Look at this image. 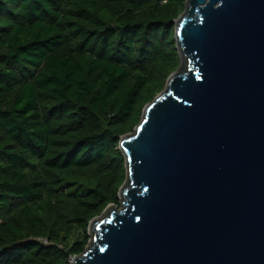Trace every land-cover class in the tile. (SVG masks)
<instances>
[{"label":"trees","instance_id":"1","mask_svg":"<svg viewBox=\"0 0 264 264\" xmlns=\"http://www.w3.org/2000/svg\"><path fill=\"white\" fill-rule=\"evenodd\" d=\"M186 0H0V264H71L119 205L121 136L181 64Z\"/></svg>","mask_w":264,"mask_h":264},{"label":"water","instance_id":"2","mask_svg":"<svg viewBox=\"0 0 264 264\" xmlns=\"http://www.w3.org/2000/svg\"><path fill=\"white\" fill-rule=\"evenodd\" d=\"M175 40L180 66L120 138L119 205L71 264H264V0H186Z\"/></svg>","mask_w":264,"mask_h":264},{"label":"snow or ice","instance_id":"3","mask_svg":"<svg viewBox=\"0 0 264 264\" xmlns=\"http://www.w3.org/2000/svg\"><path fill=\"white\" fill-rule=\"evenodd\" d=\"M139 219V218H138Z\"/></svg>","mask_w":264,"mask_h":264}]
</instances>
